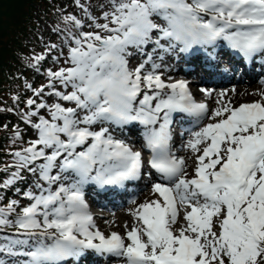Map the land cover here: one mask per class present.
<instances>
[{"label": "snow or ice", "instance_id": "snow-or-ice-1", "mask_svg": "<svg viewBox=\"0 0 264 264\" xmlns=\"http://www.w3.org/2000/svg\"><path fill=\"white\" fill-rule=\"evenodd\" d=\"M75 3L84 19L64 15L52 29L62 46L49 47L66 66L26 86L35 98L21 118L35 138L0 168V202L12 188L20 197L0 206V264H80L89 252L123 264H264V92L234 107L222 91L210 110L187 81L165 79L167 60L193 52L264 57V0H106L99 16ZM3 29L0 17V57ZM25 59L38 71L45 56ZM174 114L213 121L188 130L187 156L173 151ZM134 127L141 150L115 135ZM145 169L156 198L129 212L125 236H105L85 189H123Z\"/></svg>", "mask_w": 264, "mask_h": 264}, {"label": "rangeland", "instance_id": "rangeland-1", "mask_svg": "<svg viewBox=\"0 0 264 264\" xmlns=\"http://www.w3.org/2000/svg\"><path fill=\"white\" fill-rule=\"evenodd\" d=\"M6 1H7V4H6L5 8L3 10H1V12H0V17H2L3 22L8 18L11 10L19 5V8H18L19 16L16 18V20H11L9 22V28H11V26L19 20L20 14H22V15L30 16V17H27L25 19V21L23 22V25H25L23 27L27 28L26 31H31V30L34 31L36 29L37 24L41 23L42 21H45V18L52 11L51 8L47 7L49 5V2H46L43 5H41V3H40L36 6H32V5H26L25 4V2L28 0H6ZM51 1H53V0H51ZM21 4H23V7H21ZM15 29H17L16 30L17 32L21 31V29H18L16 27H15ZM26 31H25V33H23L21 35V38L19 39V43H17L18 45L15 48L14 52L12 53V56L10 57L11 62L14 64L16 63L15 60H20V57L18 56V54H16V52H21L23 54H26L27 55L26 57H32L29 55L30 52L32 51L31 48H37L40 45V43H37L35 41L32 42L30 46L27 45L26 41L30 40V36L28 37L26 35ZM32 62H34V61H32ZM62 63H63V61H62ZM33 70L34 69L26 70V69H24V67L22 65H19L17 68H15V70L13 69V65H11L8 69L6 67H3L2 69H0V72L2 73L0 75V96L4 95V97H3L4 100H8L9 94L11 93L12 87H13L12 83L16 79L15 77H20L21 75H27L29 72H31ZM24 71H26V72H24ZM22 84L23 83L20 82L21 89H22ZM44 85H46L45 82L41 83L40 86H44ZM4 87H6V88H4ZM38 88H40V87H38ZM45 91H46V89H45ZM0 104H1V101H0ZM0 138L4 143V146H0V151H1L4 148L9 146L8 141L10 140V137L0 134Z\"/></svg>", "mask_w": 264, "mask_h": 264}, {"label": "trees", "instance_id": "trees-1", "mask_svg": "<svg viewBox=\"0 0 264 264\" xmlns=\"http://www.w3.org/2000/svg\"><path fill=\"white\" fill-rule=\"evenodd\" d=\"M43 0H28L25 2L26 5H32L36 6L40 4ZM7 4L6 0H0V12L5 8ZM21 7H23V4H21ZM19 5L15 8H13L10 12V15L8 18L3 22L4 29H3V55L0 57V69L3 67H6L7 69L12 65V62L10 60V57L12 56V53L14 52L15 48L17 47V43H19V39L21 38V35L25 33L26 27H23V22L27 17H30L28 15H22L20 14V18L17 22H15L11 28H9V22L11 20H16V18L19 16L18 13ZM21 29L20 32H17L15 29ZM10 31V32H9ZM8 65V66H7ZM2 73L0 72V75ZM1 122V121H0ZM1 124V123H0ZM4 143L0 138V146H3Z\"/></svg>", "mask_w": 264, "mask_h": 264}]
</instances>
